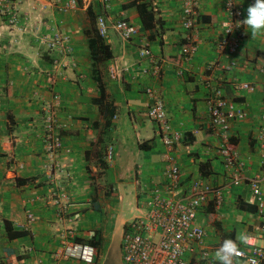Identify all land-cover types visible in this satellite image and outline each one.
Instances as JSON below:
<instances>
[{"label": "crops", "instance_id": "1", "mask_svg": "<svg viewBox=\"0 0 264 264\" xmlns=\"http://www.w3.org/2000/svg\"><path fill=\"white\" fill-rule=\"evenodd\" d=\"M72 1L75 7L57 12L56 4ZM225 1L199 0V20L191 31L181 26L179 0H109L104 11L101 0H81V6L77 0H16L20 28L0 16V264H122L124 226L142 214L137 198L163 182L168 162L177 165L185 187L200 180L223 194L220 207L209 203L199 210L197 224L207 237L187 256L188 264H218L213 254L224 239L260 233L249 180H260L264 196L258 139L264 132V35L253 39L241 24L238 52L220 56L221 23L230 18ZM232 1L245 19L254 0ZM140 5L153 14L150 29L142 25ZM102 12L111 20L122 14L137 35L129 42L111 31L99 37L108 55L98 52L96 64L86 33ZM50 32L67 36V43L48 51L38 36ZM188 38L198 50L185 64L180 50ZM144 46L159 70L150 60H139ZM210 64L217 65L211 73L206 71ZM208 77L244 114L230 121L229 130L230 146L245 164L238 186L226 177L219 136L210 127ZM239 83L254 91L240 90ZM146 88L158 92L169 123L183 134L173 152L163 147L147 118ZM50 111L62 125V151L56 157L42 144V116ZM108 146L114 149L110 163L105 161ZM27 214L34 218L29 229ZM68 227L75 230L77 244L93 249L92 263L55 260ZM257 244L264 246V238Z\"/></svg>", "mask_w": 264, "mask_h": 264}, {"label": "built area", "instance_id": "2", "mask_svg": "<svg viewBox=\"0 0 264 264\" xmlns=\"http://www.w3.org/2000/svg\"><path fill=\"white\" fill-rule=\"evenodd\" d=\"M181 4V26L184 30L195 29L199 13L197 7L199 0H179ZM16 0H0V16L7 20L11 28H20L19 11L15 6ZM103 11L109 6V0H101ZM75 1L65 6L56 4V10L66 13L71 7H75ZM229 19L221 23V36L216 44V51L220 56H234L240 48V40L237 36L243 20V12L234 1L226 0L224 3ZM96 32L100 38H107L110 31L116 34L120 40L129 42L137 35V28L122 14L115 20L108 19L102 12L95 18ZM20 30V29H19ZM39 37L41 45L46 44L48 51L52 52L67 43V36L58 32H50ZM198 50L197 43L188 38L181 47L182 61L189 64L193 61ZM139 60H150L154 64V71L160 69L158 62L152 59L147 46L140 48ZM141 62V61H140ZM230 67H235L231 63ZM216 64L208 65L206 71L213 72ZM115 68H110L112 76ZM141 72L147 74L148 70L142 68ZM184 70L179 71L183 73ZM206 89L210 90L208 100V114L210 127L219 136L218 154L224 167L227 169V178L231 185L238 186L242 181L245 164L239 159L236 151L230 146V121L241 120L244 114L237 109L234 102L225 97L221 84H213V79L208 77L204 82ZM240 90L253 92L254 87L247 83H239ZM147 95L146 115L156 126L162 145L169 152H173L175 146L183 142V134L174 130L168 121L165 105L158 92L152 88H146ZM264 107V91H263ZM42 144L45 151L56 157L62 151L60 131L62 125L54 111L45 112L42 116ZM261 143V159L264 164V132L258 135ZM114 157L113 146H108L105 151V161L112 162ZM251 196L256 206V213L262 220V226L258 235H249L247 244L241 243L240 247L245 253L246 264H264V246L257 244L258 237L264 238V196L260 188V180H249ZM213 203L214 207H220L223 203V194L220 188L212 187L200 180H194L187 187L183 185L180 170L172 162L163 170V182L143 190L136 201L137 209L142 214L124 226L121 238V263L122 264H188L187 256L196 253V246L202 245L207 237L206 230L197 224L199 210L203 206ZM34 218L31 214L26 216L24 227H30ZM62 237V249L55 254V260L78 259L86 263H92L93 249L77 244L75 230L66 228ZM202 259L205 258L201 257Z\"/></svg>", "mask_w": 264, "mask_h": 264}, {"label": "clouds", "instance_id": "3", "mask_svg": "<svg viewBox=\"0 0 264 264\" xmlns=\"http://www.w3.org/2000/svg\"><path fill=\"white\" fill-rule=\"evenodd\" d=\"M246 18L237 24L247 25L250 29L251 38L255 39L264 35V0H254L247 10ZM250 237L245 234H238L235 239L226 238L213 254V259L218 264H246L245 253L240 244H247Z\"/></svg>", "mask_w": 264, "mask_h": 264}, {"label": "trees", "instance_id": "4", "mask_svg": "<svg viewBox=\"0 0 264 264\" xmlns=\"http://www.w3.org/2000/svg\"><path fill=\"white\" fill-rule=\"evenodd\" d=\"M137 1V0H136ZM139 15L142 21V25L145 29H150L154 25V17L151 12L145 11L144 6L140 5L138 6ZM88 47L90 51L93 52V50H97L99 53H102L105 57H107V51L105 50V47L100 43V38L97 35L89 36L88 37ZM21 234V233H20Z\"/></svg>", "mask_w": 264, "mask_h": 264}, {"label": "rangeland", "instance_id": "5", "mask_svg": "<svg viewBox=\"0 0 264 264\" xmlns=\"http://www.w3.org/2000/svg\"><path fill=\"white\" fill-rule=\"evenodd\" d=\"M77 2H78V5H80L81 6V4L82 3H80L81 2V0H77ZM86 11V10H85ZM58 13H59V11H57ZM86 20L88 21V23L90 22V19H89V17L87 16L86 17ZM90 25V24H89ZM95 25V24H94ZM94 25H90L89 26V28L87 29V35H88V37L89 36H94V35H96V30H95V26ZM39 33H41V31L39 32ZM98 50V49H97ZM97 50H93V52L91 51V55H92V58H93V61H94V63H96V64H98L99 63V61H101V57L99 58L97 55H98V51ZM131 215L130 214H127V217H130ZM198 223L200 224V222L198 221ZM201 225V224H200ZM202 226V225H201ZM203 227V226H202ZM99 242H100V240L98 241H93V243H94V245H99Z\"/></svg>", "mask_w": 264, "mask_h": 264}]
</instances>
